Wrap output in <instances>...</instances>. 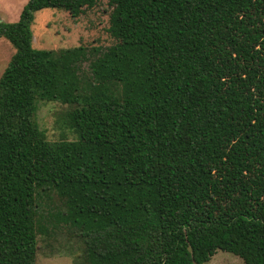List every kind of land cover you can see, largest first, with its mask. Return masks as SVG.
<instances>
[{"label":"trees","instance_id":"1","mask_svg":"<svg viewBox=\"0 0 264 264\" xmlns=\"http://www.w3.org/2000/svg\"><path fill=\"white\" fill-rule=\"evenodd\" d=\"M27 0L0 21V264H264V0H106L108 45H32ZM65 106L49 140L38 103Z\"/></svg>","mask_w":264,"mask_h":264},{"label":"rangeland","instance_id":"2","mask_svg":"<svg viewBox=\"0 0 264 264\" xmlns=\"http://www.w3.org/2000/svg\"><path fill=\"white\" fill-rule=\"evenodd\" d=\"M27 0H0V21L14 22L19 19ZM110 7L102 0L93 9L72 17L69 12L55 8L41 9L34 14L31 25L32 45L35 48L59 49L83 45H108L111 42L106 32ZM15 48L4 37H0V76ZM65 106L57 101L38 103L37 118L41 128L46 130L49 140L65 134L72 138L71 131L64 125ZM40 249L37 264H72V255L59 238L45 236L39 238ZM204 264H245L241 258L218 250L211 260Z\"/></svg>","mask_w":264,"mask_h":264}]
</instances>
